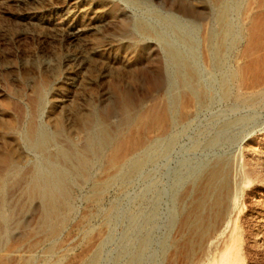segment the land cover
I'll use <instances>...</instances> for the list:
<instances>
[{
  "label": "rangeland",
  "instance_id": "obj_1",
  "mask_svg": "<svg viewBox=\"0 0 264 264\" xmlns=\"http://www.w3.org/2000/svg\"><path fill=\"white\" fill-rule=\"evenodd\" d=\"M214 18L208 0H0V264H83L97 249L99 264H127L139 247L138 264L196 263L177 226L185 189L178 180L264 138V102L224 99L219 74L205 65L202 34L217 30ZM230 19L238 25V16ZM140 23L152 33L141 34ZM240 36L230 69L249 42ZM171 52L191 64V88L202 90L188 114L179 103L189 87L179 85ZM142 151L150 161L138 175L111 183L92 206L96 181ZM51 169L65 181L49 213L30 189L35 172ZM255 197L240 200L214 255L232 226L245 232L243 264H264V199Z\"/></svg>",
  "mask_w": 264,
  "mask_h": 264
},
{
  "label": "bare ground",
  "instance_id": "obj_2",
  "mask_svg": "<svg viewBox=\"0 0 264 264\" xmlns=\"http://www.w3.org/2000/svg\"><path fill=\"white\" fill-rule=\"evenodd\" d=\"M208 1L214 12V19L218 28L215 31L208 30L206 27L204 28L202 34V47L205 65L209 71L219 74L217 75L219 76V87L224 99L232 96L235 99L234 102L236 101L246 106L262 104L264 102V0ZM233 14L238 16L239 22L237 26L234 25L230 19ZM136 28L141 34L146 36L152 33L143 23L137 24ZM241 31L248 36L249 42L246 43L244 50H242L243 48L241 49L243 52L237 55L235 69H230L227 65L228 56L241 42ZM170 56L178 67L177 75H179V85L181 84L189 87L188 92L186 91L184 95L183 101L179 103L180 112L188 114L190 108H192L191 106L194 105L195 99L200 100V97H202V90L194 87L191 88V83L195 77L193 73L195 71L190 67L191 64L189 65L181 56L179 57L173 52L170 53ZM178 78H176V80ZM202 99L204 98H201V100ZM178 100L180 99L178 98ZM228 122L224 126L222 125L223 128L221 131H224L231 124ZM231 127L233 128V126ZM220 133L221 132H219V135L214 139L210 140L209 144H213L217 141L221 136ZM35 135V130L32 127L26 133V141L30 146L34 145ZM223 136L221 137L223 138ZM225 136L227 137V135ZM261 137L263 136L261 135ZM173 139L174 137L169 140L167 139L168 141L164 146L165 149H169ZM225 141L226 140H224V142ZM255 141L257 142L255 147L251 146L252 141L246 143L242 147L240 154H238L239 156L236 155L237 157L234 158L230 157L231 159L216 157V159L211 162L208 161L209 163L194 168L185 177L182 176L183 178L178 180V184L185 187V189L182 195H179L178 210H180V222L177 226L179 225V231L185 235L182 242L184 251L198 254L197 261L195 260L196 263L194 264H206L205 262H207V264H243L244 258L242 259L241 256L243 252L241 249H238V245L240 241L243 239L245 240V237L241 240V235L245 232L240 234L235 227L232 228L231 226L232 230L230 232V237L228 236L229 243L227 247H225L223 251H220L218 255H214L212 252L218 249L220 245V236L229 229L230 218L239 214L240 200L247 198L248 194L251 192L258 194L259 197L264 199V138H255L254 142ZM148 153L149 151L147 153L143 152L140 155L138 153V156L129 157L126 160L123 159L121 163L118 162L117 164L114 163V165H111V174H107L108 176L105 175L107 176L106 178L104 177L105 179L102 177L103 180L96 181L97 183H95L92 188L91 193L87 197V201L92 206H97L103 194L106 193L108 187L111 186V183L116 181L125 182L135 174L138 175L137 173L143 169L142 167L150 161ZM64 181V176L54 169H51L47 175L35 172L31 180L30 196H39L45 202L46 210L51 213L55 204H57V200L64 195ZM255 198L258 199L257 197ZM261 198L260 200H262ZM259 202L261 203V201L257 200L256 203ZM262 202L261 204L264 206V201ZM243 206L242 204V207ZM111 212L108 213L111 214ZM112 214L114 215V213ZM132 215L133 214H131V216ZM173 215L174 217L176 216L175 213ZM135 217L136 216L133 218ZM129 218L130 220H128V222L130 221L133 223L134 219L132 217ZM135 221L136 220H134V222ZM104 222L105 225L108 224V220L105 219ZM110 223L112 222L110 221ZM131 223H129V225ZM129 227L133 228L132 226ZM146 238L148 237L146 236ZM145 243L142 244L143 247ZM141 248L142 247H139L135 253L133 252L134 254H132L127 264L140 263ZM99 252L101 255L99 249L95 250L83 264H99ZM130 252H132V250ZM210 254L214 256L210 257ZM193 258L195 259L196 257Z\"/></svg>",
  "mask_w": 264,
  "mask_h": 264
}]
</instances>
